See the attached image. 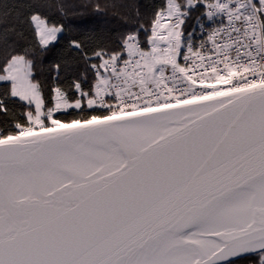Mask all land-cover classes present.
Segmentation results:
<instances>
[{
  "label": "snow or ice",
  "instance_id": "obj_1",
  "mask_svg": "<svg viewBox=\"0 0 264 264\" xmlns=\"http://www.w3.org/2000/svg\"><path fill=\"white\" fill-rule=\"evenodd\" d=\"M51 7L0 0V264H264V0Z\"/></svg>",
  "mask_w": 264,
  "mask_h": 264
},
{
  "label": "trees",
  "instance_id": "obj_2",
  "mask_svg": "<svg viewBox=\"0 0 264 264\" xmlns=\"http://www.w3.org/2000/svg\"><path fill=\"white\" fill-rule=\"evenodd\" d=\"M20 2H26V0H20ZM46 2L51 5L52 7L48 10L49 15H53L56 12V6L61 2V0H46ZM68 2L76 3V4H86L89 2V0H68ZM110 4H115L117 7L110 8L109 9V21L110 25L114 28H119L121 26V22L113 17V13H119L121 9L119 8V5L122 3L128 2V0H108ZM141 3H147L148 0H140ZM77 11H80V9H77ZM91 18L89 17L88 20L91 22ZM73 113L69 110L68 115L71 116Z\"/></svg>",
  "mask_w": 264,
  "mask_h": 264
}]
</instances>
